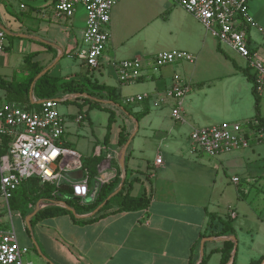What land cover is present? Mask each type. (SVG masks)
<instances>
[{
  "label": "crops",
  "instance_id": "obj_1",
  "mask_svg": "<svg viewBox=\"0 0 264 264\" xmlns=\"http://www.w3.org/2000/svg\"><path fill=\"white\" fill-rule=\"evenodd\" d=\"M54 5L55 0H0V28L5 32L0 53L1 96L27 109L40 105L43 99L34 94V81L27 92L17 86L32 74L34 65L41 68L35 79L48 71V75L58 78L82 83L91 79L115 87L119 104L126 97L149 94L129 107L105 99L99 100L100 107H80L76 94L60 92L53 97L68 103L62 113L67 118L63 146L75 151L81 161L100 155L94 177L108 182L117 170L122 175L119 158L127 143L123 154L125 176L135 179L130 195L145 194L149 204L135 211H116L112 205L101 217L86 223L74 221L69 214L47 217L36 220L27 233L29 215L48 206H62L63 198L47 200L41 196L31 205L16 192L8 200L0 195V229L12 230L18 244L29 247L26 258L35 264H197L203 238H207L202 249L205 264H219L224 236H212L220 223L217 219L210 223L207 211L222 219L232 218L234 264H250L263 256L264 137L260 142L252 139L248 147L211 157L193 150L187 139L194 127L251 119L252 83L240 71L249 66L246 60L234 51L230 59L226 57L215 37L171 0H120L112 7L107 25V43L115 51L114 56L103 53L99 67L91 69L79 57L84 7L76 6L73 16L64 18L57 15ZM248 15L252 22L247 29L249 49L257 61L264 63L263 4L248 0ZM146 29L148 34H167L169 38L150 49L131 44L138 35L145 36ZM170 49L192 53V68L177 62L162 66L150 71V79L139 80L135 83L138 87L129 91L119 83L113 61L144 56L139 51L153 55ZM249 71L254 74L250 66ZM175 78L192 84L183 98L182 120L168 119L173 100L164 98V90ZM258 92L264 119V79ZM217 107L229 112L221 111L222 118L217 119ZM110 111L114 121L105 142ZM78 115H82L81 120H77ZM82 127L90 138L76 139L72 135L73 131L78 135L79 129L82 132ZM120 131L126 137L123 145L118 144ZM157 158L160 163H156ZM102 162L105 167H99ZM77 171H71L75 179L79 178ZM4 203L9 217L3 215ZM89 213L80 215L89 217ZM257 237L260 240L254 245Z\"/></svg>",
  "mask_w": 264,
  "mask_h": 264
},
{
  "label": "built area",
  "instance_id": "obj_2",
  "mask_svg": "<svg viewBox=\"0 0 264 264\" xmlns=\"http://www.w3.org/2000/svg\"><path fill=\"white\" fill-rule=\"evenodd\" d=\"M120 0H55L57 15L72 17L77 5L86 12L84 28L80 31L85 45L79 57L91 68L99 67L106 48L112 7ZM193 15L217 40L239 56L254 70L257 89L264 79V63L257 61L250 52L247 29L252 25L248 15V0H172ZM5 32L0 28V53L3 50ZM179 61L193 63L195 57L180 49L159 51L153 55L133 56L112 62L120 84H133L141 79H150V71ZM190 91V85L175 78L164 90V98H171V116L182 120V102ZM0 87V135L10 140L4 153L0 154V195L8 200L26 179L37 178L41 183L53 186L68 184L73 187L74 196L86 198L91 191L89 172L82 166L79 155L63 146L62 135L67 118L58 109V100L43 99L39 107L23 108L2 98ZM149 94L126 97L125 103L142 100ZM82 115L77 116L81 120ZM253 124L252 127L249 125ZM256 122L221 121L208 126L194 127L189 137L192 149L206 156L232 151L250 145L253 139L260 142L264 137L262 127ZM160 158L156 163H160ZM100 163L99 167H105ZM73 166L80 170L78 179L66 176L65 168ZM73 169V170H74ZM98 178V177H97ZM236 178H234L235 180ZM100 183L106 178H98ZM30 248L19 245L12 230L0 229V264H35L26 258ZM48 264V263H40Z\"/></svg>",
  "mask_w": 264,
  "mask_h": 264
},
{
  "label": "trees",
  "instance_id": "obj_3",
  "mask_svg": "<svg viewBox=\"0 0 264 264\" xmlns=\"http://www.w3.org/2000/svg\"><path fill=\"white\" fill-rule=\"evenodd\" d=\"M218 50L222 52L219 47ZM225 56L227 57V55ZM40 71L41 68L34 65L32 74L22 83H19L17 85L18 88L22 89L24 92H27L31 82L34 81V94L40 99L53 98L61 92L78 95L75 100L78 101V99H80V107H82L84 104H88V108L100 107V99L108 100L111 103L120 106V104L117 102L118 95L115 92V87L106 85L104 83H98L96 80L91 79H88L86 83H82L73 79L58 78L48 75V71L42 73L35 79L36 75ZM240 71L247 78V80L252 83L251 92L253 95L254 113L249 122H256L255 127L259 126L264 130V119L260 115V95L257 89V83L255 82V75L250 73L249 66L240 69ZM0 86H3L2 82H0ZM35 107H39V105H35ZM123 110H125V107H123ZM135 118L138 119L139 116ZM113 121L114 113L110 111L108 116L107 131L104 136L105 142L108 140L110 125ZM249 126L252 127L253 124H250ZM9 140V136L0 135V154L5 152ZM125 142L126 137L120 131L118 134V144L123 145ZM101 159L102 157L100 155H93L81 161L82 166L88 170L90 177L93 178L97 174V165L99 164ZM120 179V171L117 170L112 179L108 180V182H103L100 184L97 194L94 200L91 202H83L80 198H75L73 187L68 184L53 186L47 183H40L37 178L24 180L14 191V193L17 192L22 197V200L25 202V204L30 203L32 205L34 204V199L41 196L47 200L53 198L62 199L61 197L65 196V198L62 199V203L64 206H48L34 213L27 221V232H31V227L36 220L60 214H69L74 221L86 223L91 222L98 217H101L104 212L112 205L116 206V211H135L146 208L149 204V197H147L145 194L136 196L130 195V186L132 182L135 181V179L128 180L127 176H125V178L123 179L119 190H117L115 194L107 198L117 188ZM104 200L105 203L101 205L94 214L90 215L89 217L80 215L82 213L93 211ZM70 208L73 209L74 212H72ZM206 215L208 216V221L210 223L215 219H217L220 223V228L217 231L213 232L212 236H224V238L222 239V246L219 249L221 254L219 264H228L230 261L231 264H234L236 238L231 223L232 218L228 217L226 219H222L215 213L207 211ZM227 237H232V239H227ZM206 260L207 258L203 256L199 261V264H205ZM250 264H264V255L256 260H252Z\"/></svg>",
  "mask_w": 264,
  "mask_h": 264
},
{
  "label": "rangeland",
  "instance_id": "obj_4",
  "mask_svg": "<svg viewBox=\"0 0 264 264\" xmlns=\"http://www.w3.org/2000/svg\"><path fill=\"white\" fill-rule=\"evenodd\" d=\"M172 1V0H171ZM172 3L174 4V5H177V6H180L179 4H177V3H175V2H173L172 1ZM259 3H261V4H263V6H264V3L262 2V0H259ZM257 4V3H256ZM78 6H81L82 7V5H77V7ZM181 7V6H180ZM85 14H86V12H85ZM85 21H86V18H85ZM200 23V22H199ZM200 25L202 26V24L200 23ZM84 26H85V24H84ZM84 26H83V28H84ZM202 28L205 30V31H207L203 26H202ZM146 31V35L145 36H142V35H138L137 37H135V38H133V40L131 41V44H134L135 46H137L136 44L137 43H139V44H142V45H144V47L145 48H147V49H150V48H153L154 46H156V45H161V44H163L164 42H166L168 39H166V40H163V38H169L168 36H167V34L166 35H160V34H156V33H153V32H151V34H148V30L146 29L145 30ZM208 32V31H207ZM139 41V42H138ZM81 44V47H84L85 45L83 44V43H80ZM129 46H131V45H128V46H126V47H129ZM133 48V47H132ZM131 48V49H132ZM221 48L224 50V51H226V54H228L227 56H228V58L230 59V56L229 55H232L233 53H231V51H233V50H231L230 48H228L227 46H225V45H221ZM130 49V50H131ZM114 50L112 49V48H110V47H108V43H107V45H106V48H105V51H104V53L105 54H107V55H110V56H114ZM122 52H125L124 51V49H123V51ZM140 53H138V54H140V55H145V54H150V53H152V52H144V51H139ZM119 56V55H118ZM125 58V57H124ZM177 63H184V64H190L191 65V68H192V63H189V62H187V61H179V62H177ZM171 65H177L176 63H173V64H171ZM190 67V66H189ZM138 84V83H137ZM137 84H135V83H133V84H124L125 86V89L127 90V91H129V90H131L132 88L134 89V87L136 86V87H138L137 86ZM190 86H191V89H192V84H190V83H188ZM190 92V91H189ZM188 92V93H189ZM187 93V94H188ZM252 93V92H251ZM186 94V95H187ZM186 95H185V97H186ZM184 97V98H185ZM133 104V102H130V103H125L124 101H123V99L120 101V105H122V106H125V107H129V106H131ZM67 105H68V103H62V102H58V109H59V111L61 112V113H63L65 110H66V108H67ZM218 105H220L219 103H218ZM252 108H253V104H252ZM225 111V113L227 114V112H229V110L227 109V108H222V107H217V109H216V111H215V113H217V114H214V117L215 118H217V119H221L222 117H221V115H222V113H220L221 111ZM253 113H254V110H253ZM168 119H174L173 117H171V116H168ZM225 119H227V118H225ZM228 121H234V120H228ZM86 123V122H85ZM99 129V131H101V128L99 127L98 128ZM81 130H82V132L80 131V129H79V133H78V135H75V133H74V131H73V133H72V135L77 139V138H80V139H88V138H90V135L89 134H86V129H84L83 127L81 128ZM81 133H83V134H81ZM80 134V135H79ZM85 134V135H84ZM189 134H190V132H189ZM189 136V135H188ZM187 139H189L188 141L189 142H191L192 143V141H191V139H190V137L188 138L187 137ZM202 153V152H201ZM202 155H204V156H206L205 154H203L202 153ZM207 157V156H206ZM74 169V167L73 166H71V167H66L65 168V173H66V176L67 177H69V174L71 173V171ZM70 178V177H69ZM96 180H98V178L97 177H90V179H89V184L91 185V186H93L94 185V182L96 181ZM4 206H5V203H4ZM4 210V213H5V211H6V213L5 214H3V215H6V216H8L9 217V215H8V212H7V208H6V206H5V208L3 209ZM28 233V232H27ZM260 239L257 237V239H256V241H255V243H254V245H256L257 244V241H259ZM245 242H247V244H250V240H249V238H248V236H245ZM241 244L239 245V251H238V253L241 251ZM262 248V247H261ZM246 264V263H245Z\"/></svg>",
  "mask_w": 264,
  "mask_h": 264
},
{
  "label": "water",
  "instance_id": "obj_5",
  "mask_svg": "<svg viewBox=\"0 0 264 264\" xmlns=\"http://www.w3.org/2000/svg\"><path fill=\"white\" fill-rule=\"evenodd\" d=\"M44 72V71H43ZM126 146H127V143L124 145V147H123V149H122V151H121V153H120V158H119V163H120V167H121V172H122V175H121V181H120V185L118 186V188L117 189H115L107 198H109L110 196H112L113 194H115L116 192H117V190H119V188H120V186H121V184H122V181H123V178H124V176H125V169H124V164H123V154H124V150H125V148H126ZM75 173H79V175L77 176V177H80V174H81V172H80V170H78L77 172H75ZM75 174L74 173H70L69 174V177L70 178H73V179H75L76 178V176H74ZM99 186H100V181L99 180H96L95 182H94V185H93V187H92V189H91V191H90V194L86 197V198H84V201L85 202H91V201H93L94 200V198H95V196H96V194H97V191H98V189H99ZM75 198H79V197H77V196H74ZM62 198H65V196H62ZM105 203V200L100 204V205H98L93 211H91L90 213H89V215H87V216H90V215H92V214H94L99 208H100V206L101 205H103ZM62 206H64L63 204H62ZM66 207V206H65ZM70 210L72 211V212H74V210L73 209H71L70 208ZM35 212V211H34ZM78 216H80V215H78ZM82 216V215H81ZM31 217V215H29L28 217H27V221H28V218H30ZM207 238H203L202 239V241H201V243H200V260H201V258H202V253H203V251H202V249H203V242L206 240ZM227 239H232V237H227ZM233 252H234V250H233ZM199 260V261H200ZM199 261H198V263L197 264H199ZM229 264H231V261L229 262Z\"/></svg>",
  "mask_w": 264,
  "mask_h": 264
}]
</instances>
